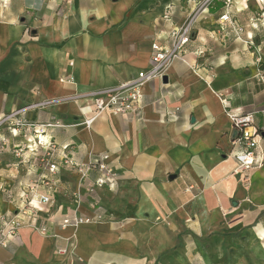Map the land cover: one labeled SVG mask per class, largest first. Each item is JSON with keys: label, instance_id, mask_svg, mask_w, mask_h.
I'll return each mask as SVG.
<instances>
[{"label": "crops", "instance_id": "1", "mask_svg": "<svg viewBox=\"0 0 264 264\" xmlns=\"http://www.w3.org/2000/svg\"><path fill=\"white\" fill-rule=\"evenodd\" d=\"M198 1L0 0V122L24 123L0 125V227L18 223L0 264H264V0L213 3L182 58L142 87L138 117L83 124L90 94L147 69ZM228 113L252 114L247 173ZM39 141L54 163L105 154L116 179L51 174Z\"/></svg>", "mask_w": 264, "mask_h": 264}, {"label": "built area", "instance_id": "2", "mask_svg": "<svg viewBox=\"0 0 264 264\" xmlns=\"http://www.w3.org/2000/svg\"><path fill=\"white\" fill-rule=\"evenodd\" d=\"M219 0H199L196 2L194 9L186 17L184 23L175 28L171 34L167 44L153 45L152 54L149 60L147 69L138 72L136 77L128 82L119 84L113 88H106L99 91H94L90 94L93 98L92 103V117L83 121V124L88 126L96 118L97 115L105 111L111 112L115 115H129L138 117L140 114V96L141 89L144 85L153 82L154 80H161L165 76V69L175 60L182 58V53L185 45L192 38V33L196 22L203 14H205L209 7ZM230 0H224L228 6ZM263 1V0H260ZM220 22H227L230 17L227 13L221 15L218 19ZM15 114L9 115L3 121L11 123V125L24 126L22 122H15L13 117ZM228 119L232 125L234 136V146L239 150L233 154L237 164V173H247L258 164V157L256 155V148L258 142L256 140L257 131L253 126V118L250 113L233 114L228 113ZM51 124L41 125V128L50 127ZM56 126H59L56 124ZM41 147H46V152L42 156L40 163L44 164L47 170L54 174L59 170L60 166L68 167L79 175V180L83 181L88 172L92 169L97 170L100 176L96 180L97 185H105L113 182L116 179V173L108 163V156L105 154L94 155L85 163H76L69 159H62L60 162L50 161L52 157L53 145L50 143L38 142ZM73 202L79 206L80 194L74 193ZM36 202V204H50V199L44 195H34L28 203ZM90 219L75 218L74 225L80 223H88ZM69 224V221H64ZM18 223L13 220H3L0 227V246L6 247V241L15 233ZM45 228L41 227L39 232L45 234Z\"/></svg>", "mask_w": 264, "mask_h": 264}, {"label": "rangeland", "instance_id": "3", "mask_svg": "<svg viewBox=\"0 0 264 264\" xmlns=\"http://www.w3.org/2000/svg\"><path fill=\"white\" fill-rule=\"evenodd\" d=\"M7 125H8V127H10L11 126V123L8 122Z\"/></svg>", "mask_w": 264, "mask_h": 264}]
</instances>
